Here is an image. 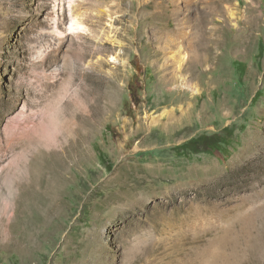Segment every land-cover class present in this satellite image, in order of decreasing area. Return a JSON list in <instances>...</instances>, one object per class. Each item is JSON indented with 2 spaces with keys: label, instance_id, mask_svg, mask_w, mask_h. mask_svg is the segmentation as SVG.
Instances as JSON below:
<instances>
[{
  "label": "rangeland",
  "instance_id": "374dc122",
  "mask_svg": "<svg viewBox=\"0 0 264 264\" xmlns=\"http://www.w3.org/2000/svg\"><path fill=\"white\" fill-rule=\"evenodd\" d=\"M197 1L178 0L184 48L198 63L208 32L221 43L210 64L178 72L168 16L82 18L115 42L78 65L86 40L63 8L91 13V0H0V140L42 121L47 82L73 80L64 103L97 99L66 150H0V264H264V0ZM226 130V153L177 149Z\"/></svg>",
  "mask_w": 264,
  "mask_h": 264
},
{
  "label": "bare ground",
  "instance_id": "6f19581e",
  "mask_svg": "<svg viewBox=\"0 0 264 264\" xmlns=\"http://www.w3.org/2000/svg\"><path fill=\"white\" fill-rule=\"evenodd\" d=\"M137 1L138 8L135 9L133 5ZM91 2L92 3L90 5L94 6L95 10H92L91 13L86 12L82 14L79 13L80 7L75 4L72 5L71 3L70 13L68 14L67 7L65 6L66 4L64 3V18L66 20H70V25L67 28L70 32L69 35H72L74 33H81L86 40V46H84L81 53H79L78 57H76L78 65H80L83 61H86L93 53L94 55L102 53L103 51H105L109 44H113L115 42L113 36L105 30H88L91 32L85 34L84 32L87 29L84 27L82 18H86V20L92 21V23L95 24V27H97L98 25L101 27L103 22H105V20H108V26L113 27V23L117 22L119 19H121V17L122 20H120L119 22H125L126 24L133 23L134 15L137 11L142 16L141 19L143 27L147 26L151 22L154 23L155 21H158L167 16L177 22L176 28L175 30H173V32H177V50L174 52L172 57H170V59H175V61L177 62L175 65L178 72H181L187 63L189 64V67L192 68L197 62L195 58H192L190 52H188L184 48V44L190 38L189 36H187L188 32L184 27L185 24L181 22L182 20L180 19L184 15V11L181 10V6L179 5L178 0H170L168 1L169 4L165 3L167 2V0H162V2H160V0H129V2L126 3L122 1L123 3L121 2L120 4H111L109 0H91ZM184 3L186 4V6H188V4L194 3V0H184ZM199 3L200 0L195 4ZM127 6H129V11H126V14L124 16L120 14L117 15L118 10L120 12H123V10ZM147 6L148 8H150L148 11L145 9V7ZM196 7L198 6L196 5ZM112 10L116 11L113 12ZM94 12H96V14H94ZM58 24H60V19ZM170 31L172 30H163L165 37H167ZM211 32H208L210 35L207 37L205 36V39L197 42V47H200V51L197 52L198 63L196 64L199 66H206L207 64H210L215 58L216 54L215 52L213 53V51L220 46L221 41L217 39L216 34H213ZM103 38L104 40H102ZM94 39H96V41L98 42V45L95 49L92 46L94 43ZM173 46L169 45V48H172ZM111 61L115 62L117 61V58L113 57ZM103 64L104 63L102 59L99 58L93 66L102 68ZM72 85L73 80H69L67 82V86L59 88V90H57V83L47 82L42 90H38L39 93L35 96L40 100H45L44 105H46V112L43 114L42 121L34 126H25V129L22 132L20 131V124L18 122L14 123L8 130L6 140H0V150L16 152L18 149H22V154L25 155L26 153H31L33 154V158L35 159V157H37V153L44 150H55L58 147H62V149L66 150L67 139L69 135H71L69 134L71 132L75 133L78 140L81 135L80 129L85 107L84 103L90 98L91 100L93 99L95 101H97V99H95L94 91H88L86 94H83V98L80 97L81 100L75 99L64 103L68 91ZM183 88H186V85H184ZM49 91H52L51 96L48 95ZM74 95L75 97H77V93H75ZM23 119L24 118H19V120ZM16 181L18 182V179Z\"/></svg>",
  "mask_w": 264,
  "mask_h": 264
},
{
  "label": "trees",
  "instance_id": "16d2710c",
  "mask_svg": "<svg viewBox=\"0 0 264 264\" xmlns=\"http://www.w3.org/2000/svg\"><path fill=\"white\" fill-rule=\"evenodd\" d=\"M227 136L222 137L218 134L212 136H201L199 138H193L188 142L184 143L182 146L177 147V149L190 150L195 154L201 153L203 150L217 149L221 153H226L222 148V145L230 146L232 140V133L228 130Z\"/></svg>",
  "mask_w": 264,
  "mask_h": 264
}]
</instances>
